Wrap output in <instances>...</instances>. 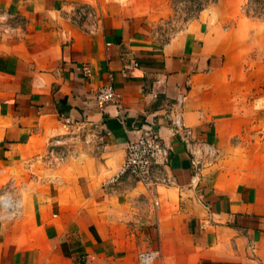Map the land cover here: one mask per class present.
<instances>
[{
    "label": "crops",
    "instance_id": "crops-1",
    "mask_svg": "<svg viewBox=\"0 0 264 264\" xmlns=\"http://www.w3.org/2000/svg\"><path fill=\"white\" fill-rule=\"evenodd\" d=\"M180 1L0 0V264H137L141 251L264 264V0H218L187 21ZM108 82L115 101L98 103ZM171 109L217 153L198 181ZM65 119L105 129L101 150ZM149 133L169 148L172 184L105 186Z\"/></svg>",
    "mask_w": 264,
    "mask_h": 264
},
{
    "label": "built area",
    "instance_id": "built-area-1",
    "mask_svg": "<svg viewBox=\"0 0 264 264\" xmlns=\"http://www.w3.org/2000/svg\"><path fill=\"white\" fill-rule=\"evenodd\" d=\"M218 0H182L173 6L172 13L175 15L177 12L182 11L184 21L193 17L198 11L203 10L211 4H215ZM205 2H207L205 4ZM205 4V5H203ZM78 20L90 17L85 10L77 11L76 15ZM95 30V24L92 23L89 26L88 31L92 33ZM81 70L87 74V68L83 66ZM94 98L98 103H111L115 101L114 90L110 82L97 88L94 92ZM179 99L177 104H179ZM165 117L168 122L169 129L179 135V140L183 145L186 154L192 160V163L196 169L195 178L198 181V170L202 168H209L212 165L214 159H216V151L206 142L194 141L191 137V133L188 129L183 127L181 122V116L178 109H171ZM66 126H73L76 128L78 125L76 122L69 119L64 120ZM83 133L80 136V142L89 148V150L96 154L103 147L106 131L100 126L90 124L89 128L77 127L76 133ZM50 153H55L54 150L57 146L62 145L61 141L57 138H53L49 141ZM62 156H59L61 159ZM169 160V148L163 143L160 137L155 133H149L147 135L138 136L132 140H129L124 149V161L120 168L104 183L105 186L115 184L118 180L129 175L132 177L135 183L141 185L148 192L153 190L157 186H169L172 184L171 180L167 176L166 168ZM151 201L155 208L157 203L154 197H151ZM0 207L3 210H9L11 208V200L6 194L0 196ZM157 258L156 251H141L136 254L137 264H150Z\"/></svg>",
    "mask_w": 264,
    "mask_h": 264
},
{
    "label": "rangeland",
    "instance_id": "rangeland-1",
    "mask_svg": "<svg viewBox=\"0 0 264 264\" xmlns=\"http://www.w3.org/2000/svg\"><path fill=\"white\" fill-rule=\"evenodd\" d=\"M201 1H204V0H200V2H201ZM206 3H207V2H205V4H206ZM205 4H203V5H205Z\"/></svg>",
    "mask_w": 264,
    "mask_h": 264
}]
</instances>
